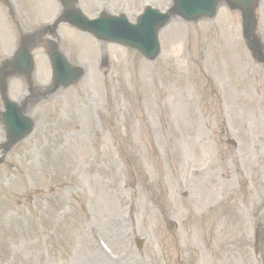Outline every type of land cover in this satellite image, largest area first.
Wrapping results in <instances>:
<instances>
[{"label":"rangeland","instance_id":"374dc122","mask_svg":"<svg viewBox=\"0 0 264 264\" xmlns=\"http://www.w3.org/2000/svg\"><path fill=\"white\" fill-rule=\"evenodd\" d=\"M8 1L0 62L57 12ZM146 1L170 4H79L134 22ZM256 16L264 43V0ZM66 37L59 46L84 76L38 89L26 111L34 128L0 165V264H264V63L245 46L239 12L221 2L212 19H171L153 61ZM42 50L32 52L38 88L50 80ZM8 84L12 100L25 91L22 78Z\"/></svg>","mask_w":264,"mask_h":264},{"label":"water","instance_id":"95a60500","mask_svg":"<svg viewBox=\"0 0 264 264\" xmlns=\"http://www.w3.org/2000/svg\"><path fill=\"white\" fill-rule=\"evenodd\" d=\"M67 5V0H61ZM219 1H224L232 8L241 12L242 18V36L247 41L251 52L259 61H264L262 50L263 45L260 44L256 37L254 10L259 0H172V6L164 15L157 14L155 11H146L141 16L135 25H130L119 18H111L106 14L95 21H85L80 17V14L75 10V14L66 12L63 16L65 21L77 26L81 30L93 33L98 39L120 43L132 47L139 51L147 59H153L158 53L157 30L162 27L170 18L180 17L182 20L191 22L199 18H212L215 13L216 5ZM70 3H74L71 0ZM27 62L26 73L29 71V57L21 59ZM16 63L18 66L17 74L21 73V66L25 64ZM61 60V62H59ZM14 61V60H13ZM65 66V62L58 55L52 56L51 64L53 66L54 88L56 90L60 85H68L72 83L80 75L78 69L71 71L69 80H63L61 71L56 69L57 64ZM14 73V62L11 66ZM0 69V92L4 104V111L0 113V120L3 125L6 141L0 144L2 149V162L5 154L18 141L26 137L32 130V121L24 115V107H19L16 103L6 99L5 79L6 75L1 73ZM74 79V80H73Z\"/></svg>","mask_w":264,"mask_h":264}]
</instances>
